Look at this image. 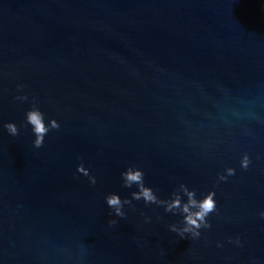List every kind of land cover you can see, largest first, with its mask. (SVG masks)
Listing matches in <instances>:
<instances>
[{
	"label": "water",
	"instance_id": "water-1",
	"mask_svg": "<svg viewBox=\"0 0 264 264\" xmlns=\"http://www.w3.org/2000/svg\"><path fill=\"white\" fill-rule=\"evenodd\" d=\"M33 99L60 124L42 148ZM129 167L163 200L215 191L212 227L181 238L143 200L115 216ZM261 212L264 0H0V264H264Z\"/></svg>",
	"mask_w": 264,
	"mask_h": 264
},
{
	"label": "clouds",
	"instance_id": "clouds-1",
	"mask_svg": "<svg viewBox=\"0 0 264 264\" xmlns=\"http://www.w3.org/2000/svg\"><path fill=\"white\" fill-rule=\"evenodd\" d=\"M23 85L18 86V91H22ZM27 95H18L16 100L21 102L28 101ZM31 126L33 134L35 135L34 147L42 148L44 146L45 137L52 130H59L60 124L56 120H51L49 124L45 123L44 113L40 111L38 102L32 100V108L26 113V124L27 127ZM3 127L7 132L13 136L20 135V128L15 123H6ZM241 167L247 170L250 166V159L245 156L241 160ZM78 172L88 177L90 183L95 186L96 178L90 175V171L81 164L78 167ZM236 170L234 168H227L226 174L218 176V181L227 182L228 178L234 176ZM123 180V186L125 188H132L134 185L138 188V191L132 193L131 199L122 200L118 194H110L106 199V203L111 208L115 216L124 218L126 213L124 211L125 205L132 206V201L143 200L146 205H157L164 207L167 213L173 215H180L183 217V227H179L176 224L170 225V231L178 234L181 238L191 237L192 239H199L202 235L201 230H208L212 227L209 222V216L217 211L216 192L211 191L206 194L202 199H197V192L190 190L185 184H180L177 189L172 192L171 198L163 200L158 198L152 188L145 185V174L142 170L129 167L126 171L121 174ZM184 197H187L185 202ZM260 218L264 220V212H261ZM150 222V218H149ZM110 225H115L116 221L111 220ZM233 241L230 239L229 243ZM237 245H240V240L237 238L234 241Z\"/></svg>",
	"mask_w": 264,
	"mask_h": 264
}]
</instances>
